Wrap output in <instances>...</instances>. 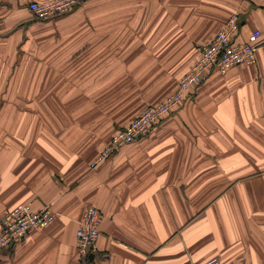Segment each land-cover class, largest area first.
Returning a JSON list of instances; mask_svg holds the SVG:
<instances>
[{"label":"crops","instance_id":"crops-1","mask_svg":"<svg viewBox=\"0 0 264 264\" xmlns=\"http://www.w3.org/2000/svg\"><path fill=\"white\" fill-rule=\"evenodd\" d=\"M34 1L46 0H0V233L23 203L54 218L0 264H264V45L98 161L231 16L238 42L254 30L264 42V0H84L51 20ZM89 204L103 219L83 262Z\"/></svg>","mask_w":264,"mask_h":264},{"label":"built area","instance_id":"built-area-1","mask_svg":"<svg viewBox=\"0 0 264 264\" xmlns=\"http://www.w3.org/2000/svg\"><path fill=\"white\" fill-rule=\"evenodd\" d=\"M84 0H46L29 4V12L38 20H51L73 11ZM239 30L237 16H231L218 31L213 41L204 46L191 69L179 81L177 89L161 102L147 107L137 118L112 137L101 153L99 160L111 155L120 146L131 144L147 137L159 126L164 117L176 110L186 95L197 88L212 70L225 72L239 64L255 62L256 52L264 45L261 32L254 30L249 40H236ZM96 164H93L95 166ZM54 218L50 207L34 210L30 203H23L5 211L1 221L0 252L12 247L28 233L44 229ZM103 216L94 205L86 206L77 229L78 256L83 262L98 252V238ZM205 264H223L219 258H212Z\"/></svg>","mask_w":264,"mask_h":264},{"label":"water","instance_id":"water-1","mask_svg":"<svg viewBox=\"0 0 264 264\" xmlns=\"http://www.w3.org/2000/svg\"><path fill=\"white\" fill-rule=\"evenodd\" d=\"M93 258H94V255L91 254V255H90V260H93Z\"/></svg>","mask_w":264,"mask_h":264},{"label":"rangeland","instance_id":"rangeland-1","mask_svg":"<svg viewBox=\"0 0 264 264\" xmlns=\"http://www.w3.org/2000/svg\"><path fill=\"white\" fill-rule=\"evenodd\" d=\"M182 78H183V77H182ZM182 78H181V79H182ZM181 79H180V80H181ZM177 87H178V85H177ZM176 89H177V88H176ZM172 94H173V93H172ZM170 95H171V94H170ZM170 95H169V96H170ZM167 97H168V96H167ZM167 97H166V98H167ZM163 100H164V99H163ZM160 102H161V101H160ZM158 103H159V102H158ZM153 105H154V104H153Z\"/></svg>","mask_w":264,"mask_h":264}]
</instances>
